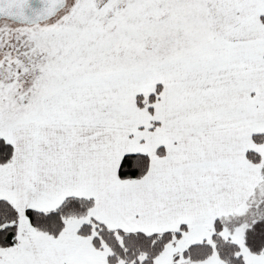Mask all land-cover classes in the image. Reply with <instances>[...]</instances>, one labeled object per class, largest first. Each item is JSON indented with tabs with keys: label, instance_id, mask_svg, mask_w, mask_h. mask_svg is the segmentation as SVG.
Instances as JSON below:
<instances>
[{
	"label": "crops",
	"instance_id": "1",
	"mask_svg": "<svg viewBox=\"0 0 264 264\" xmlns=\"http://www.w3.org/2000/svg\"><path fill=\"white\" fill-rule=\"evenodd\" d=\"M170 1L171 23L184 30L170 36L168 55L71 79L45 95L40 117L10 125L0 197L22 211H49L69 196L95 203L58 236L31 230L23 216L0 264H111L108 249L79 235L82 223L145 233L185 226L182 238L264 200V142L254 139L264 133V0ZM159 86L153 111L141 107L138 95ZM134 153L148 155L147 174L120 178ZM229 227L228 238L245 234V224ZM243 242L247 264H264V251Z\"/></svg>",
	"mask_w": 264,
	"mask_h": 264
},
{
	"label": "rangeland",
	"instance_id": "2",
	"mask_svg": "<svg viewBox=\"0 0 264 264\" xmlns=\"http://www.w3.org/2000/svg\"><path fill=\"white\" fill-rule=\"evenodd\" d=\"M170 4V0H68L49 21L6 29L0 35V135L8 136L16 121L40 117L45 95L71 79L168 55L173 45L170 36L183 29L171 23ZM152 38L158 39L157 43L149 42ZM79 220L73 217L67 225L73 227ZM226 227L222 233H228ZM213 232L214 228L197 236L175 238L156 258V264L171 263L176 252L194 241H212ZM233 237L244 245L243 231ZM179 262L184 264L185 259ZM197 264L225 261L215 249Z\"/></svg>",
	"mask_w": 264,
	"mask_h": 264
},
{
	"label": "trees",
	"instance_id": "3",
	"mask_svg": "<svg viewBox=\"0 0 264 264\" xmlns=\"http://www.w3.org/2000/svg\"><path fill=\"white\" fill-rule=\"evenodd\" d=\"M161 87L148 95H138L137 101L141 107L153 111L152 103L159 99ZM256 142H264V133L255 134ZM14 146L5 136L0 135V164L9 163L13 159ZM249 157L261 161V155L250 151ZM150 160L148 155L141 153L126 154L119 167V177L122 179L141 178L149 170ZM264 173V165L262 166ZM92 198L69 196L63 203L52 210L40 211L26 209L24 211L7 198L0 197V248L10 247L16 243L21 229L23 216L28 220L31 230L53 236L61 234L67 220L72 217L86 216L94 206ZM245 224V245L252 253L264 251V200L253 202L250 210L240 218H218L214 222L212 241L203 240L190 244L182 252H176L174 261L169 264H197L210 257L215 249L225 264H247L241 252V245L236 240L226 237L222 231L227 225L231 228ZM185 226L177 231L145 233L141 231L128 232L121 229H112L104 223L93 219L79 226L78 233L89 236L98 248L109 250L111 264H156V258L162 253L166 245L180 238Z\"/></svg>",
	"mask_w": 264,
	"mask_h": 264
},
{
	"label": "water",
	"instance_id": "4",
	"mask_svg": "<svg viewBox=\"0 0 264 264\" xmlns=\"http://www.w3.org/2000/svg\"><path fill=\"white\" fill-rule=\"evenodd\" d=\"M67 3L68 0H0V18L39 24L56 17Z\"/></svg>",
	"mask_w": 264,
	"mask_h": 264
},
{
	"label": "flooded vegetation",
	"instance_id": "5",
	"mask_svg": "<svg viewBox=\"0 0 264 264\" xmlns=\"http://www.w3.org/2000/svg\"><path fill=\"white\" fill-rule=\"evenodd\" d=\"M27 26L26 24L24 23H20V22H15L11 19H8V18H0V35L3 33V32H7L6 29H11L12 27H18V26ZM29 26V25H28ZM10 77H12V75H10Z\"/></svg>",
	"mask_w": 264,
	"mask_h": 264
}]
</instances>
